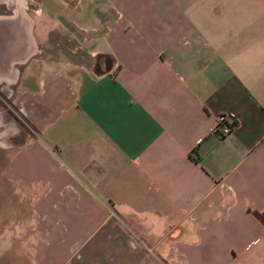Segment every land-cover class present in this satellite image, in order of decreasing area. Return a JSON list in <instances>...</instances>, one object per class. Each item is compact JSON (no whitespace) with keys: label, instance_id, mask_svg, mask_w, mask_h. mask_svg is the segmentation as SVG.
Masks as SVG:
<instances>
[{"label":"crops","instance_id":"obj_1","mask_svg":"<svg viewBox=\"0 0 264 264\" xmlns=\"http://www.w3.org/2000/svg\"><path fill=\"white\" fill-rule=\"evenodd\" d=\"M0 4V84L39 96L62 72L73 91L37 134L0 130L8 191L43 183L41 264L72 261L110 208L185 264H264V0ZM72 24L106 69L45 56Z\"/></svg>","mask_w":264,"mask_h":264},{"label":"rangeland","instance_id":"obj_2","mask_svg":"<svg viewBox=\"0 0 264 264\" xmlns=\"http://www.w3.org/2000/svg\"><path fill=\"white\" fill-rule=\"evenodd\" d=\"M0 11L5 13L9 9L0 4ZM84 36L85 30L76 24L64 31H53L51 40L45 45V56L61 59L66 66L92 65L97 72L106 69L107 57L92 54L83 45ZM57 75L63 84L61 89L52 87L47 94L43 91L39 96L26 95L0 84V130H4L3 133L15 128L19 136L37 134L40 129L38 118L54 116L59 105L65 103L66 92H73L66 76L62 72ZM9 157V148L0 147V264H41L39 259L48 244L40 239L37 230H30L29 226L40 221L41 214L32 213V201L39 195L43 183L28 190L27 196H22L19 189L9 192L2 174ZM46 201H49V206L43 211L49 213L53 220L57 216L53 214V199ZM13 207L18 209L12 211ZM139 223L135 216L110 208L104 226L81 239L72 261L66 264H185L181 256L175 258L172 248L170 250L171 240L163 241L160 249L143 235ZM178 231L171 234L177 235ZM83 234L88 232L85 230ZM169 250L171 254L167 258Z\"/></svg>","mask_w":264,"mask_h":264},{"label":"built area","instance_id":"obj_3","mask_svg":"<svg viewBox=\"0 0 264 264\" xmlns=\"http://www.w3.org/2000/svg\"><path fill=\"white\" fill-rule=\"evenodd\" d=\"M235 125L225 124L223 127L218 128V133L222 137L228 134Z\"/></svg>","mask_w":264,"mask_h":264},{"label":"trees","instance_id":"obj_4","mask_svg":"<svg viewBox=\"0 0 264 264\" xmlns=\"http://www.w3.org/2000/svg\"><path fill=\"white\" fill-rule=\"evenodd\" d=\"M234 123H235L234 125H236L237 122L235 121Z\"/></svg>","mask_w":264,"mask_h":264}]
</instances>
